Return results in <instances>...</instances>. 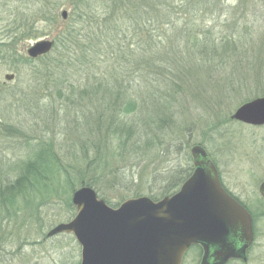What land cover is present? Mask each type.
<instances>
[{"label":"rangeland","instance_id":"rangeland-1","mask_svg":"<svg viewBox=\"0 0 264 264\" xmlns=\"http://www.w3.org/2000/svg\"><path fill=\"white\" fill-rule=\"evenodd\" d=\"M237 4L227 0L226 11L208 10L199 17L205 27L198 31L197 45L186 35H172L178 40L174 51L185 53L177 77L158 72L172 70V61H161L152 71L141 62L142 73L133 85L138 112L127 115L122 91L115 89L127 86L119 74L118 67L125 70L122 61L115 64L99 52L91 77L84 72L86 53L80 44L68 55L67 19L60 15L63 10L69 14L67 6L53 12L48 23L41 13L50 10L40 3L21 7L14 0H0V198L13 188L16 206L0 202V264H79L80 247L71 234L47 233L75 216L71 195L80 182L92 181V187L85 186L110 208L136 195L160 198L172 175L192 167L193 145L206 150L220 180L222 175L237 190L243 185L256 188L264 179V126L231 117L244 103L264 96V43L258 41L264 12ZM20 16H32L27 27L33 38L18 28ZM221 37L246 43L230 44L228 59L220 45L210 60L202 48ZM39 40L53 41L52 50L28 58L26 50ZM6 74L13 79L5 80ZM115 75L119 81L111 79ZM123 128L130 133H122ZM43 151L53 157L57 172L52 161L37 159ZM31 161L37 168L31 177L36 182L33 193L29 183L23 185ZM37 171L48 182L40 181ZM254 252V264H264L262 236ZM183 264L199 263L188 254Z\"/></svg>","mask_w":264,"mask_h":264},{"label":"water","instance_id":"water-1","mask_svg":"<svg viewBox=\"0 0 264 264\" xmlns=\"http://www.w3.org/2000/svg\"><path fill=\"white\" fill-rule=\"evenodd\" d=\"M60 15L67 19L65 10ZM53 46V41L39 40L26 55L36 59ZM12 79V74L5 75V80ZM231 118L245 125L264 126V96L244 103ZM190 155V176L177 192L158 201L141 196L110 208L92 188H77L71 195L75 216L52 228L47 237L71 234L80 247L79 264H181L185 252L195 244L215 249L222 244L225 256L234 249L226 242L229 233L239 231L249 242L250 216L223 191L206 151L195 145ZM260 193L264 197V183ZM215 256L220 259L218 251Z\"/></svg>","mask_w":264,"mask_h":264},{"label":"trees","instance_id":"trees-1","mask_svg":"<svg viewBox=\"0 0 264 264\" xmlns=\"http://www.w3.org/2000/svg\"><path fill=\"white\" fill-rule=\"evenodd\" d=\"M14 1L21 5V7H28L37 3L48 7L50 12L41 13L43 20L48 23L53 22V12L59 10L63 6H67L70 12L69 14L67 13V21L65 22L66 30L64 40L68 46L65 48H69L68 55H71L74 47H77L78 44L81 45L86 53L82 56L86 76L95 77L91 74L90 68L95 62L94 57H99V52L106 53L108 57L114 60L115 64L118 61H122V65L125 70L122 69V66L118 67L122 70V73L120 72L119 74L123 75L125 80L122 81L125 82L127 86L123 87V89L119 87H115V89L118 88L120 92L122 91L120 95L125 100L124 108L122 110L124 114L127 115L138 112V95L133 87L138 84L136 79L139 77V73L140 75L142 73L141 62H144V65L149 67L152 71L155 70V65H159L161 61H172L174 65L172 70L166 69L159 70L158 72H166V74L177 77L183 71L182 67L184 66L185 57L183 55L185 53L179 52L181 51L179 48L174 51L175 46H173V44L178 40L174 42V40H172V35L176 34L179 37H181L182 34L184 36L186 35L187 41H192L194 45H197V42H199V38L201 37H199L198 31H202L205 27V25H203L204 23L199 21V17H202L208 10H227V7L224 5V2L227 0ZM235 1L238 3L236 8H241L247 4L246 8L251 12L256 11L257 8H261L262 12H264V0ZM48 14H51L52 16L48 17ZM30 17H22V21L17 22L18 28L23 27L21 30L22 33L25 34L24 36H28L29 38L33 36L31 35V32L28 33L29 29L27 27L30 23L28 20ZM237 29L235 30V33L239 34L241 29L239 31ZM244 29H246V26H244ZM262 36L263 37L259 38L258 41L263 44L264 32L262 33ZM235 42L239 45H245L246 43L244 40H231V38L221 37L217 41L214 39L211 46L210 44L204 45L202 53L208 54L211 60L214 58L215 53H217L218 49L215 48L221 45L222 49L225 50V55L228 59L229 53L227 51H231L230 44ZM164 43L165 45L163 46ZM234 50L236 51V48ZM192 51L193 50H188L187 53L194 56L195 52ZM152 52H155V54ZM111 79L119 81V78H116V75L111 77ZM131 128L133 129L132 126ZM124 132H128V134L130 133L129 129L126 128L122 129V133ZM36 157L37 159L41 158L46 161H52L55 167V172H57V166L54 163L55 161L53 157L46 154L44 151L43 153L41 152V154L36 155ZM36 169L35 163L31 161L27 164L23 173L26 179L24 180L25 182L23 185L26 187V183H29L32 186V189L35 188V190L31 191L32 193L36 191V182H33L31 179L33 172H35ZM191 172L192 167L187 166L185 171L179 170L175 173L176 175H172L170 182H168L167 186L163 189L160 198L173 195L176 192V189H179L182 183L190 176ZM37 177L43 183L48 182L47 178L42 174V171H37ZM91 183L93 182L89 181L87 183L81 181L80 187L85 185L92 187ZM16 184H18L17 188L20 189L21 185L18 182ZM12 192L13 188H8L7 192L3 193L6 195V198H0V202L8 203V206L15 209V198L12 195L14 194ZM20 194H24V192L21 190ZM135 197L138 198L140 196L136 195ZM149 198L153 201L160 199L155 195H151ZM115 206L116 205H113V207Z\"/></svg>","mask_w":264,"mask_h":264},{"label":"flooded vegetation","instance_id":"flooded-vegetation-1","mask_svg":"<svg viewBox=\"0 0 264 264\" xmlns=\"http://www.w3.org/2000/svg\"><path fill=\"white\" fill-rule=\"evenodd\" d=\"M208 155V154H207ZM211 160L210 156L208 155ZM212 162V160H211ZM213 163V162H212ZM219 177V174H218ZM221 188L223 191L233 199L238 205H240L250 216L251 220V240L247 242L241 237L239 231L229 233L226 238L227 244L234 247V249L224 256L226 249L222 246L221 248L215 249L202 244H195L188 248L185 252L183 260L188 254L195 255L196 261L199 264H254L255 258V245L259 237L264 238V233L261 232L262 221H264V197L260 193V187L264 183V179L256 186H245L243 185L240 189H236L234 185H228L226 180L221 175L219 177ZM220 253V259L217 260L215 253Z\"/></svg>","mask_w":264,"mask_h":264}]
</instances>
